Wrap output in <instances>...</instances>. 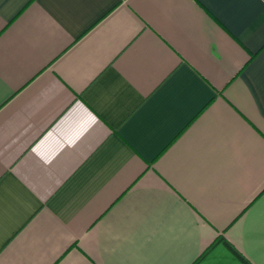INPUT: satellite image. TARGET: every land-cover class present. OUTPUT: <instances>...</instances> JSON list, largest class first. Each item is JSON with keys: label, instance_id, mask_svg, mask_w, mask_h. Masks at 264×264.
<instances>
[{"label": "crops", "instance_id": "0c3cea01", "mask_svg": "<svg viewBox=\"0 0 264 264\" xmlns=\"http://www.w3.org/2000/svg\"><path fill=\"white\" fill-rule=\"evenodd\" d=\"M0 264H264V0H0Z\"/></svg>", "mask_w": 264, "mask_h": 264}]
</instances>
